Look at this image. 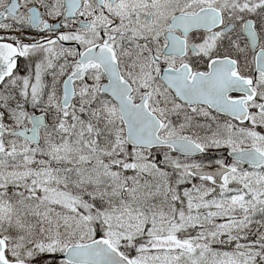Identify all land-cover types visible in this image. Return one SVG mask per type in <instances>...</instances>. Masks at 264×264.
<instances>
[{"label":"snow or ice","instance_id":"snow-or-ice-1","mask_svg":"<svg viewBox=\"0 0 264 264\" xmlns=\"http://www.w3.org/2000/svg\"><path fill=\"white\" fill-rule=\"evenodd\" d=\"M0 264H264V0H0Z\"/></svg>","mask_w":264,"mask_h":264}]
</instances>
